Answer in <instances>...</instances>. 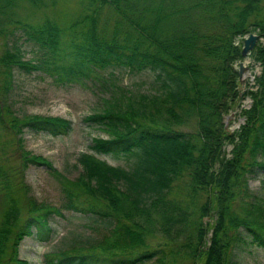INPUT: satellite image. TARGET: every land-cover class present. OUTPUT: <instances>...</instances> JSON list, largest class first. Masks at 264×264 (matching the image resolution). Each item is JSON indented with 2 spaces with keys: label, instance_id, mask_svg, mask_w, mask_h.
<instances>
[{
  "label": "trees",
  "instance_id": "trees-1",
  "mask_svg": "<svg viewBox=\"0 0 264 264\" xmlns=\"http://www.w3.org/2000/svg\"><path fill=\"white\" fill-rule=\"evenodd\" d=\"M84 1L63 28L18 12L43 0H0V264H27L21 241H49L48 216L60 214L29 193L35 165L61 175L65 209L105 222L101 239L45 252L43 264H243V247L264 251V194L249 185L264 180V0ZM251 31L260 70L241 92L235 63ZM20 38L43 57L24 58L9 44ZM15 70L95 89L100 108L85 120L107 136L91 137L74 179L26 148V132L63 136L72 122L19 113L8 97ZM104 70L142 75L147 89L133 95ZM246 97L230 131L225 116Z\"/></svg>",
  "mask_w": 264,
  "mask_h": 264
},
{
  "label": "rangeland",
  "instance_id": "rangeland-1",
  "mask_svg": "<svg viewBox=\"0 0 264 264\" xmlns=\"http://www.w3.org/2000/svg\"><path fill=\"white\" fill-rule=\"evenodd\" d=\"M83 2L85 1L43 0V6L36 10L30 9L32 13H29L25 7H21L18 12L24 16L29 15L28 21L30 23L39 22L47 16L55 19L61 27L65 28L80 16L81 8L84 6ZM25 5L27 6V4ZM106 17L110 24L114 16L107 9L101 14V18ZM249 33L257 34L255 31ZM249 33L241 37L242 43ZM18 35H20V32ZM66 37L63 41H66ZM260 40L261 38L258 36L256 43ZM2 41L0 38V54L3 51ZM13 42L24 52V58L43 57L42 51L33 52V49L36 50V48L24 38L17 41L9 40V44ZM240 63H244L249 71L244 85L240 83L239 88L242 92L247 85L253 84L254 77L251 78V76L258 74L260 68L257 63H254L250 53L247 57H243L242 60L235 63L237 69ZM99 73L101 78L107 80V83H115L122 88L129 89L133 95L146 91L148 86L147 80L142 75L128 74L121 71L114 73V78L108 71L104 70ZM14 80L13 89L9 92L8 97L12 100L14 107L19 110V113L62 116L72 122V129L66 135L51 136L46 133L26 132L24 139L28 150L48 158L60 174L68 179H74L79 172L77 157L81 152L89 151L91 137L97 134L107 136L85 120L88 114L100 108V101L93 92L95 89L92 86L87 87L75 83L59 85L52 81L50 76L37 72L26 74L15 70ZM247 100V97L244 98L240 102V107L236 106L225 116L224 122L226 128L230 131L238 128L237 125L241 118L240 108L249 103ZM229 149L230 146L227 147V150ZM99 157L106 159L111 164H119L113 158L103 155ZM25 180L30 184L29 193L33 194L38 202L58 208L60 214L51 213L48 216V222L52 228L49 241H39L35 236L25 237L21 241L19 245L20 259L26 260L27 264H43L42 256L45 252L66 249L81 243H95L96 240L102 238L105 222L63 207L66 196L61 175L50 172L45 166L35 165L27 169ZM249 185L252 190L264 194V180L260 177L252 178ZM208 220L210 219L205 218L206 222ZM239 259L243 264H264V251L255 246H245L239 253Z\"/></svg>",
  "mask_w": 264,
  "mask_h": 264
},
{
  "label": "water",
  "instance_id": "water-1",
  "mask_svg": "<svg viewBox=\"0 0 264 264\" xmlns=\"http://www.w3.org/2000/svg\"><path fill=\"white\" fill-rule=\"evenodd\" d=\"M258 39V35L255 33H249L248 36L244 39L243 47L241 50V55L243 57H247L250 51L254 48L256 41ZM238 73H239V81L242 85H244L245 78L249 75L248 67L244 63H240L238 66ZM254 76L252 75L251 78ZM250 102L251 100L248 99ZM244 118L239 120V123H243ZM239 126V124L237 125Z\"/></svg>",
  "mask_w": 264,
  "mask_h": 264
}]
</instances>
